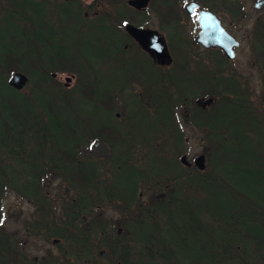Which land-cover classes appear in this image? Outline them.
Masks as SVG:
<instances>
[{
  "label": "trees",
  "instance_id": "1",
  "mask_svg": "<svg viewBox=\"0 0 264 264\" xmlns=\"http://www.w3.org/2000/svg\"><path fill=\"white\" fill-rule=\"evenodd\" d=\"M47 9L39 0H3L0 6V218L7 191L47 199L44 184L59 171L77 190L72 203L78 219L89 212L93 222L77 235L61 234L71 235V244L79 248H60L61 262L51 256L46 264H72L67 255L75 264H264V116L240 84L221 67L211 74L184 66L154 71L139 49L130 53L134 46L127 49L131 58H123L114 72L99 71V61L120 55L122 38H114L107 23L84 22L80 7L69 2L58 12L63 25L54 24L47 34L40 20ZM255 35L263 37L259 50L264 52V20ZM99 36L114 45H101ZM70 65L77 74L74 91L50 86L52 72L68 71ZM14 71L28 76V92L10 85ZM136 79L143 81L141 93L131 91ZM197 83L191 92L190 85ZM117 95L126 103L125 122L109 107ZM197 95H213L212 109L192 105ZM182 103L207 141L206 169L193 166L187 172L162 150L149 149L144 164L134 161L131 150L145 143L152 147L149 140L162 139L159 129L170 133L173 144L184 140L173 113ZM105 127L109 137L97 133ZM94 137L111 147L103 160L111 164L105 180L99 176L100 159L89 151L88 160L79 156ZM228 161L233 168L221 167ZM150 182L162 189L145 205L138 190ZM98 198L120 200L133 212L124 239L118 233L111 239L109 225L102 218L97 222ZM94 238L106 246V255L95 252ZM17 248L0 230V264H42L23 259Z\"/></svg>",
  "mask_w": 264,
  "mask_h": 264
},
{
  "label": "rangeland",
  "instance_id": "2",
  "mask_svg": "<svg viewBox=\"0 0 264 264\" xmlns=\"http://www.w3.org/2000/svg\"><path fill=\"white\" fill-rule=\"evenodd\" d=\"M2 1L0 0V6ZM63 1L46 0L45 2L44 0V3L46 5H58ZM128 1L72 0L71 2L82 10L85 18L84 22L93 20L95 17L107 18V21L111 22L112 27L118 34L116 38H119V35L124 37L123 44L125 42L129 43L125 37L127 36L126 25L129 23L158 30L165 37L172 56L170 63L156 67L160 73H167L172 69L175 70L184 66L192 72L205 69L211 74V71L215 72L216 69L221 67L222 73L240 84V88L245 90L242 91L244 97L252 101L264 116V52L259 50L263 37L258 38L255 35L257 25L264 20V3L256 7L259 0H195L200 3V7H207L212 10L221 19L224 27L239 40L240 44L234 47L235 56L228 59L224 56L220 47H205L197 41L199 25L196 15H191L185 8L190 0H171L168 3L165 0H149L145 9L142 6L129 5ZM54 9L52 6L46 12H41L42 18L44 16L49 23L54 21ZM95 13H97V16H94ZM134 47L132 54L137 52V47L135 45ZM221 57L226 60L224 59L219 64ZM108 70L112 71L113 68ZM75 71V66H73L68 71L59 72L57 77L49 80L50 86L54 84L65 88V76L74 74ZM177 71L180 72V70ZM76 85L77 76L66 89L74 91ZM131 86V91L134 93H141L144 88L143 81L139 80L132 82ZM197 88L198 83L190 85L191 92L196 91ZM170 89L173 90L172 87ZM28 90L29 87L25 84L23 91L28 92ZM198 96L208 97L213 95H197L195 99ZM111 98L112 102L109 107L112 106L113 112H118L120 114L119 118L122 119V122H125L123 120L126 115L125 101L121 95L112 96ZM195 99H193L192 105L195 104ZM211 107L212 104L209 109ZM173 113L179 129L183 133L184 140L173 144L172 138L169 136L170 133L165 129H159L158 132H160V138L162 139L155 142L152 139L149 140L152 147H148V144L145 143V146L140 149L135 150L133 148L130 156L138 164H141L144 162L149 149L154 153H159L162 150L167 156L174 157L179 161L181 156L186 154L188 161L193 162L197 155L203 153L206 155L207 167L209 147L202 133L186 117L190 115L189 111L182 103L180 106L173 108ZM106 129V127L105 129H99L97 133L104 132L109 137ZM154 131H157V127L154 128ZM168 136L170 137L169 141L164 139ZM87 151L89 150L85 149L79 152L81 160L89 159L87 158ZM143 152H145L144 158H142ZM98 158L106 159L107 157ZM98 165L101 179L105 180L111 176L109 161L99 160ZM193 166L185 165V171L192 172L189 168ZM221 167L233 168V163L224 162ZM50 176L48 185L44 184L47 199L42 196L44 199L36 201L12 190L7 191L1 205L3 212H1L0 230L3 237L10 238L12 243L18 247L20 257L25 260L42 262V264H46L51 256H58L61 262L63 255L59 250L60 248L64 250L79 248L78 245L71 244L69 240L71 235L63 236L61 234L77 235L85 224L92 221L90 220L92 214L89 212L86 215L82 214L78 219V211L73 210L74 204L72 202L78 193L72 182L66 176L60 175L59 171L52 172ZM161 189L162 186L155 183H141L138 190L139 202L149 205L151 197H155ZM98 201L100 202L94 206L97 222L99 218L100 221L102 218L104 223L109 225L107 233L111 239L115 240L117 238L115 236H118L117 233L124 239V234L128 232L127 223L134 218L133 212L126 211L124 207H121L122 202L114 198L103 200L98 198ZM121 238L119 239L122 240ZM94 241L96 242L95 252L106 255V246L101 245L95 238ZM67 260L75 264L71 255H67Z\"/></svg>",
  "mask_w": 264,
  "mask_h": 264
},
{
  "label": "water",
  "instance_id": "3",
  "mask_svg": "<svg viewBox=\"0 0 264 264\" xmlns=\"http://www.w3.org/2000/svg\"><path fill=\"white\" fill-rule=\"evenodd\" d=\"M138 2L137 6H145L149 0H138ZM263 3L264 0H259L256 3V7H259ZM185 8L191 14L198 11L197 20L200 30L197 35V41L205 47L220 46L228 58H233L235 56L234 47L238 46L240 42L224 27L221 19L212 10L200 7L199 2L195 0L189 1L185 5ZM126 29L138 41L139 45L153 57L155 62L163 65L171 62L172 56L166 39L158 30L139 27L133 23L127 24ZM27 81L28 76L20 71H14L9 79L10 85L18 89H22ZM214 100V96H208L198 97L196 101L198 105L206 108ZM90 151L96 157H108L110 147L104 140L96 139L92 143ZM181 161L188 165L192 164L188 161L186 154L182 155ZM193 162L199 169L204 170L206 168V155L203 153L197 155Z\"/></svg>",
  "mask_w": 264,
  "mask_h": 264
},
{
  "label": "flooded vegetation",
  "instance_id": "4",
  "mask_svg": "<svg viewBox=\"0 0 264 264\" xmlns=\"http://www.w3.org/2000/svg\"><path fill=\"white\" fill-rule=\"evenodd\" d=\"M39 1H42L43 2V4L44 5H46L45 3H44V0H39ZM72 0H64L63 2H71ZM134 0H129L128 1V3H129V5L131 4V5H135V6H137L136 4H138L139 2H138V0H135L134 2H133ZM45 2H46V0H45ZM63 2L61 3V4H58V5H54V4H50V5H46L48 8H50V7H52L53 6V8H55L54 9V13H53V17H54V21H52L51 23H49L48 21H47V19H45L44 18V16H43V18H40V20H41V23H42V26H41V28H43L44 30L45 29H50V27L52 26V27H54V24H58L59 23V26H61V25H63V21L60 19H58V12H59V9H61V7H62V5H63ZM70 4H73V2H71ZM148 4V3H147ZM147 4L145 5V6H142V7H144V9L146 8V6H147ZM137 8V7H136ZM87 14V13H86ZM192 15H197V12L196 13H194V14H192ZM94 16H97V13H95L94 14ZM99 16V15H98ZM95 20H97L98 22H100V23H102V24H106L107 23V25L110 27V30L109 31H111V32H113V34H114V38H116V35L118 36V34H117V32H116V30H114V27H112V24H111V22H108L107 21V18H104V17H95ZM135 25H137V24H135ZM137 26H139V27H143V28H147V27H144L143 25H137ZM127 31V30H126ZM114 32H116V33H114ZM36 31L34 32V37H35V35H36ZM110 33V32H109ZM111 36V35H110ZM126 38H127V41L129 42V43H124L123 44V47H122V51H121V53H120V55L119 56H115V58H112L110 55H107L106 57H105V60H103V61H99L98 62V66H97V69L99 70V71H104V70H108L109 68L111 69V68H113V70H114V68L116 67V65L117 64H121V63H124L123 62V58H125V59H130L131 58V56H129L128 55V52H127V49L128 48H130V44H131V46H136L137 47V49H139V51L140 52H138V54H141L140 56H145V57H147L149 60H151V64H152V67H153V69H155L156 71H157V69H156V67H158V66H164L163 64H159V63H157V62H155L154 61V59H153V57L147 52V51H145V50H143L142 49V47L139 45V43H138V41L132 36V35H130L128 32H127V36H125ZM119 38H122V41H123V39H124V37L122 36V35H119ZM119 38H117V39H119ZM125 38V39H126ZM99 39L101 40V41H99L100 43H101V45L103 44V43H109V45L110 44H113L114 45V43L112 42V40H108V39H106V38H103V37H101V36H99ZM131 53V52H130ZM171 53V52H170ZM144 57V58H145ZM205 70V69H204ZM109 71V70H108ZM143 71V70H142ZM59 72H61V71H54V72H52V74H53V76L54 77H57L58 76V74H59ZM110 72V71H109ZM112 72H114V71H112ZM143 73H145L146 74V72H144L143 71ZM77 76V74L74 72V74H67L66 76H65V80H66V82H65V88H67L70 84H72V81L75 79V77ZM69 78V79H68ZM136 81H138L137 79H136ZM135 82V81H134ZM146 91V90H145ZM146 94H148V92L146 91ZM111 102H112V100H111ZM115 115H116V117L117 118H119V113L118 112H115ZM93 158H96V159H102V158H98V157H94L93 156ZM102 160H106V159H102Z\"/></svg>",
  "mask_w": 264,
  "mask_h": 264
},
{
  "label": "bare ground",
  "instance_id": "5",
  "mask_svg": "<svg viewBox=\"0 0 264 264\" xmlns=\"http://www.w3.org/2000/svg\"><path fill=\"white\" fill-rule=\"evenodd\" d=\"M37 30L36 27H32L31 31L35 32ZM46 33L49 34L50 33V29H45ZM178 67V66H177ZM181 67H178L177 69H180Z\"/></svg>",
  "mask_w": 264,
  "mask_h": 264
}]
</instances>
